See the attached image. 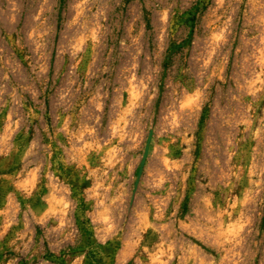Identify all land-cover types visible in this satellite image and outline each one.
I'll list each match as a JSON object with an SVG mask.
<instances>
[{
  "label": "rangeland",
  "instance_id": "rangeland-1",
  "mask_svg": "<svg viewBox=\"0 0 264 264\" xmlns=\"http://www.w3.org/2000/svg\"><path fill=\"white\" fill-rule=\"evenodd\" d=\"M0 264H264V0H0Z\"/></svg>",
  "mask_w": 264,
  "mask_h": 264
},
{
  "label": "water",
  "instance_id": "water-1",
  "mask_svg": "<svg viewBox=\"0 0 264 264\" xmlns=\"http://www.w3.org/2000/svg\"><path fill=\"white\" fill-rule=\"evenodd\" d=\"M147 152H148V146H147L146 152H145V154H144V158H143L142 163H141L140 174H141V172H142V168H143V166H144V164H145V160H146V157H147Z\"/></svg>",
  "mask_w": 264,
  "mask_h": 264
}]
</instances>
